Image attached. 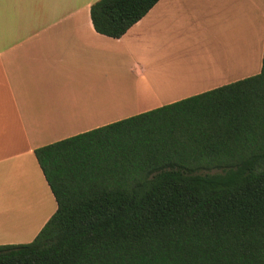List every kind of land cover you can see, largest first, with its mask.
<instances>
[{
    "label": "trees",
    "instance_id": "obj_1",
    "mask_svg": "<svg viewBox=\"0 0 264 264\" xmlns=\"http://www.w3.org/2000/svg\"><path fill=\"white\" fill-rule=\"evenodd\" d=\"M159 0H99L118 39ZM57 209L0 264H264V46L256 75L35 149Z\"/></svg>",
    "mask_w": 264,
    "mask_h": 264
},
{
    "label": "crops",
    "instance_id": "obj_2",
    "mask_svg": "<svg viewBox=\"0 0 264 264\" xmlns=\"http://www.w3.org/2000/svg\"><path fill=\"white\" fill-rule=\"evenodd\" d=\"M97 1L0 0V245L57 209L35 149L260 72L243 0H159L118 39L94 30Z\"/></svg>",
    "mask_w": 264,
    "mask_h": 264
},
{
    "label": "rangeland",
    "instance_id": "obj_3",
    "mask_svg": "<svg viewBox=\"0 0 264 264\" xmlns=\"http://www.w3.org/2000/svg\"><path fill=\"white\" fill-rule=\"evenodd\" d=\"M256 2L258 4H256ZM242 3H243V5L242 4L241 5L243 8V14L239 11V18L243 17L246 22L253 21V23H254V21H255V24H258L257 28L259 27L260 31H262L263 25H264V23H263V21H264L263 20V18H264V0H243ZM254 5H256V6H254ZM226 17L228 20L230 18V15L227 14ZM260 31H259V33H260ZM216 35L218 37L220 36V34H216ZM206 36H208V35H206ZM206 36H205V39L209 37V36L208 37H206ZM199 40L200 41L196 43V48H199V47H201V45H203L202 37H200ZM257 40H258V35H257ZM205 43H207L206 40H205ZM228 44H229V42H228ZM0 226H2V224H0ZM2 227L5 230L7 229V226H2ZM8 229H9V227H8ZM36 229H37V227L32 226V225L21 227L19 229L20 230L19 232L21 233L19 239H23V240H20L18 242H13V245L30 243L33 240V238L31 237L33 234V231H35ZM9 232L14 233V234L17 233V232H12V231H9Z\"/></svg>",
    "mask_w": 264,
    "mask_h": 264
}]
</instances>
